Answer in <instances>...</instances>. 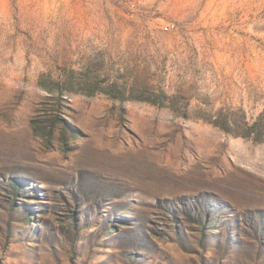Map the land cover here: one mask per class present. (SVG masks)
I'll use <instances>...</instances> for the list:
<instances>
[{
    "label": "rangeland",
    "instance_id": "1",
    "mask_svg": "<svg viewBox=\"0 0 264 264\" xmlns=\"http://www.w3.org/2000/svg\"><path fill=\"white\" fill-rule=\"evenodd\" d=\"M258 118L264 0H0V264H264Z\"/></svg>",
    "mask_w": 264,
    "mask_h": 264
},
{
    "label": "trees",
    "instance_id": "2",
    "mask_svg": "<svg viewBox=\"0 0 264 264\" xmlns=\"http://www.w3.org/2000/svg\"><path fill=\"white\" fill-rule=\"evenodd\" d=\"M247 124V122H244ZM247 131L243 133L245 136H251L255 140L264 141V120L261 118H258L247 125L246 127Z\"/></svg>",
    "mask_w": 264,
    "mask_h": 264
},
{
    "label": "built area",
    "instance_id": "3",
    "mask_svg": "<svg viewBox=\"0 0 264 264\" xmlns=\"http://www.w3.org/2000/svg\"><path fill=\"white\" fill-rule=\"evenodd\" d=\"M165 28L168 29V25H165Z\"/></svg>",
    "mask_w": 264,
    "mask_h": 264
}]
</instances>
